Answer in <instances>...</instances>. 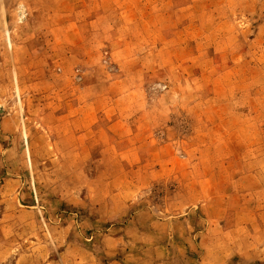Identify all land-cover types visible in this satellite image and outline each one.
<instances>
[{"label": "rangeland", "instance_id": "1", "mask_svg": "<svg viewBox=\"0 0 264 264\" xmlns=\"http://www.w3.org/2000/svg\"><path fill=\"white\" fill-rule=\"evenodd\" d=\"M11 175L40 221L22 264L105 261L108 235L264 264V0H0Z\"/></svg>", "mask_w": 264, "mask_h": 264}, {"label": "crops", "instance_id": "2", "mask_svg": "<svg viewBox=\"0 0 264 264\" xmlns=\"http://www.w3.org/2000/svg\"><path fill=\"white\" fill-rule=\"evenodd\" d=\"M21 180L15 175L0 176V264H22L24 254L22 251V240H39V216L34 206H27L18 203L21 195ZM100 208L105 207L109 210V216L115 211H121V204L110 202V198H102ZM123 205V204H122ZM30 207V208H28ZM116 208V209H115ZM98 218L105 219L99 212ZM135 217V216H134ZM25 226V227H24ZM149 232L152 229H148ZM146 232V231H145ZM143 235H149L143 233ZM217 240H200L201 253L196 257L189 256L191 251H195L193 240L183 242L175 240H120L117 236L108 235L105 239L106 260L100 261L99 257H90L85 263L82 256L79 259L80 264H237L233 260L232 254L238 255L241 249L236 246H228L231 241L222 240L221 245L215 243ZM199 242V244H200ZM142 245L143 250H135L131 245ZM198 244V242H197ZM184 245V249L180 246ZM177 247L178 254L173 252L172 248ZM75 248L81 251L87 250L78 241L69 240L64 248L65 259L70 256V249ZM189 248V249H188ZM88 253H90L88 251ZM93 255V253H90ZM30 259L37 264V252H30ZM74 259L69 258V260ZM258 259V258H253ZM75 261L77 258L75 257ZM240 264V263H239Z\"/></svg>", "mask_w": 264, "mask_h": 264}]
</instances>
